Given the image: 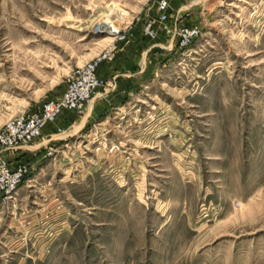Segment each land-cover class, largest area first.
I'll list each match as a JSON object with an SVG mask.
<instances>
[{
	"label": "rangeland",
	"instance_id": "1",
	"mask_svg": "<svg viewBox=\"0 0 264 264\" xmlns=\"http://www.w3.org/2000/svg\"><path fill=\"white\" fill-rule=\"evenodd\" d=\"M158 1L0 0V128L101 82L7 155L0 264H264V0Z\"/></svg>",
	"mask_w": 264,
	"mask_h": 264
},
{
	"label": "built area",
	"instance_id": "2",
	"mask_svg": "<svg viewBox=\"0 0 264 264\" xmlns=\"http://www.w3.org/2000/svg\"><path fill=\"white\" fill-rule=\"evenodd\" d=\"M157 7L162 19H165L167 1L159 0ZM194 34L195 30H188L185 37L188 39ZM95 68L93 64L86 66L82 73H79L82 80L77 81L74 78L59 101L46 103L36 114L8 120L0 128V203L12 199L29 172V167L23 162L10 166L7 155L13 158L15 152L27 151L28 145L40 137L41 128L55 119L62 109L83 111V106L93 91L101 87Z\"/></svg>",
	"mask_w": 264,
	"mask_h": 264
},
{
	"label": "crops",
	"instance_id": "3",
	"mask_svg": "<svg viewBox=\"0 0 264 264\" xmlns=\"http://www.w3.org/2000/svg\"><path fill=\"white\" fill-rule=\"evenodd\" d=\"M171 45V44H170ZM129 76H133V75H126V77H129ZM89 104H90V106H89V108H88V112L91 110V108H92V111L94 110V106H99L100 105V101H99V96L97 95L96 97H94L90 102H89ZM69 112H72V111H69ZM59 117H62L61 115L59 116ZM49 126V125H48ZM48 126H45L43 129H45L46 127H48ZM43 129H42V131H43ZM42 131H41V133H42ZM33 147V146H32ZM32 147H28L27 148V152L26 151H24V152H22V154H23V156L25 155V156H28L30 153H33V151H35V149L36 148H32ZM35 147H37V146H35ZM32 155V154H31Z\"/></svg>",
	"mask_w": 264,
	"mask_h": 264
},
{
	"label": "bare ground",
	"instance_id": "4",
	"mask_svg": "<svg viewBox=\"0 0 264 264\" xmlns=\"http://www.w3.org/2000/svg\"><path fill=\"white\" fill-rule=\"evenodd\" d=\"M110 29H111V31L108 32L109 34H115L118 32L117 29L114 27V25H113V27L111 26Z\"/></svg>",
	"mask_w": 264,
	"mask_h": 264
}]
</instances>
